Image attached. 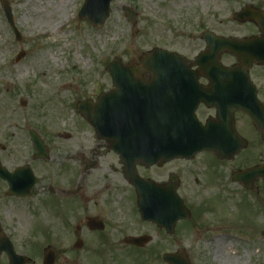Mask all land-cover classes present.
<instances>
[{
	"label": "rangeland",
	"instance_id": "1",
	"mask_svg": "<svg viewBox=\"0 0 264 264\" xmlns=\"http://www.w3.org/2000/svg\"><path fill=\"white\" fill-rule=\"evenodd\" d=\"M7 1L23 38L21 41L15 39L0 0V144L4 145L0 158L5 165L10 156L14 163H24L32 158L34 147L29 137L32 128L48 142L54 154L68 150L73 154L68 170L71 182L61 180L64 176L61 177L59 170H49L58 173L55 185H73L74 189L86 183L82 160L92 159L91 150L97 146L101 150L102 168L92 172L87 179L91 178L93 183L98 178L110 180L106 166L116 164L115 155L96 138L94 129L77 110L79 101L85 98L95 100L99 94L111 90V77L106 66L112 59L138 62L143 52L155 46H167L193 62L197 52L206 46L200 39V34L206 30L237 38L259 36L256 24L240 23L234 19V13L247 4L264 9V0H114L108 20L97 28L78 17L84 0H66L67 4L60 12L54 11L58 0ZM125 5L138 11L136 21L127 19L123 11ZM22 50L26 56L17 62L16 55ZM221 61L232 65L236 57L222 53ZM250 74L264 102V67L254 65ZM22 100L26 101L25 106L21 105ZM235 120L237 129L250 144L239 159L234 158L233 166L237 167L241 158L251 154L263 162L264 140L258 137L257 130L246 116L237 115ZM67 134L70 135L68 138ZM254 149H257L255 153ZM206 155L198 156L192 164L190 161L169 162L162 167L146 169L152 178L163 180H166V171L181 176L176 168L178 164L187 172L185 203L191 209L192 217L188 223L179 222L172 236L144 223L133 210L124 214L125 222H130L127 227L131 228L132 234L150 235V244L142 249L123 245L124 248L118 247L120 251L115 252L99 251L94 244L82 250H75L72 245L61 249L58 244L54 247L55 264H168L163 260V254L167 252H184L191 264H264V182L259 181L256 191L251 193L234 183L228 186L227 197H218L220 192L214 194L211 187L201 186L204 175L199 176V172L192 171L189 166L204 159L211 164L212 155ZM213 162L215 164L207 169L205 176L211 172L215 177L212 181L216 183L217 177H222L230 169L225 171L226 167L220 168L214 159ZM140 170L144 171L143 168ZM217 171L220 172L215 173ZM195 177L202 178L196 183ZM118 186L119 189L111 186L110 191L97 196L93 189L90 195L114 197L117 193L116 196L120 194L122 201L133 208L134 201L129 203V199H134L129 190L131 187H127L124 181ZM82 193L75 196L76 203L80 202ZM30 210L32 206L28 207ZM56 217L53 225L57 229L62 223ZM76 219L79 218H75L73 224L67 221L73 225V230L68 229L65 239L72 242L77 240L72 235L79 223ZM33 220L28 217L22 220L23 227L15 240L16 249L30 257L28 264H41L43 248L49 240H44L37 232V223L35 227ZM60 229L56 230L58 238ZM216 249L220 260L215 257ZM0 264H9L5 254L1 256Z\"/></svg>",
	"mask_w": 264,
	"mask_h": 264
},
{
	"label": "water",
	"instance_id": "2",
	"mask_svg": "<svg viewBox=\"0 0 264 264\" xmlns=\"http://www.w3.org/2000/svg\"><path fill=\"white\" fill-rule=\"evenodd\" d=\"M112 1L85 0L79 17L101 27L109 17ZM2 3L16 38L20 40L21 33L15 26L10 3L7 0ZM125 10L129 19L133 20L134 11L128 7ZM235 19L255 22L261 35L237 39L206 33L207 47L193 64L179 54L160 48L143 54L139 64H124L116 58L107 66L115 89L101 94L96 102L84 100L78 105L80 113L96 129L97 135L121 154L126 176L136 186L142 217L165 227L169 234L174 233L179 220L190 217L177 193L176 181L170 185L144 182L136 174L135 163L141 161L153 165L177 157L193 158L202 151L215 153L221 159H233L247 145L235 129L231 113L234 108L247 114L264 138V105L258 100L256 86L248 74L255 63L264 65V11L247 5L235 14ZM225 50L238 58V63L233 67H226L220 61V54ZM24 56L25 53L20 52L17 60ZM193 65L198 68L193 69ZM144 72L149 73L151 79H146ZM202 75L210 81L207 87L198 81ZM239 78L243 79V83L236 82ZM239 85L248 88L244 92H224L233 98L228 102L221 95L219 102L218 96L222 90ZM238 93L243 95L239 97ZM202 101L217 109L216 119H209L206 124L199 122L195 114ZM30 135L37 156L48 158L39 136L33 130ZM0 176L8 179L12 192L24 196L29 195L36 182L28 166L10 174L0 162ZM236 176L251 187L258 177L264 178V164ZM129 241L143 246L148 238H130ZM3 251L11 264L28 262L26 256L14 251L7 238L0 237V256ZM164 260L169 264H190L182 252L167 253ZM54 261V252L47 251L43 264H54Z\"/></svg>",
	"mask_w": 264,
	"mask_h": 264
},
{
	"label": "flooded vegetation",
	"instance_id": "3",
	"mask_svg": "<svg viewBox=\"0 0 264 264\" xmlns=\"http://www.w3.org/2000/svg\"><path fill=\"white\" fill-rule=\"evenodd\" d=\"M200 39L203 40L202 33L200 34ZM166 49L180 53V51L173 48H168L167 46ZM200 51L201 50H199L197 53H199ZM202 83L206 85L208 81L206 79H203ZM240 114L243 115L242 113L234 112V118L236 119V116ZM213 115H215V109L208 108L204 104H200L198 108V116L201 120H205L206 118ZM257 135L258 137L260 136V134ZM45 145L48 151V158L38 157L37 151L34 149V154L32 158H30L24 163H14V158L11 156L10 159H8L10 153H8L7 155L8 162L5 160L6 165L2 162V164L8 169L9 172L15 171L18 167L30 164L38 180L31 189L30 195L26 197L18 193L11 192V184L8 179L5 181L1 179L2 187H0V232L6 235L9 239L13 240L14 246L16 248L17 244L15 240L23 227L22 220L28 217L34 219L32 222L34 226L35 222L37 223V232L41 234L42 238L44 240H49V242H47V246L43 248L44 251L52 249L56 253L54 247L58 246V244L60 245L59 247L61 249L69 248L72 245V248L75 250H82L85 247L90 248L92 244L96 245L95 249L100 248L98 249L99 251H102L103 249L109 252H115L114 250L120 251L121 248H124L123 245H125V248L135 247L138 249H142L141 247L129 243L127 240L128 237L141 236L147 234H132L131 228L127 227V224H130V222H125L124 220V214L131 213L133 210H135L133 211V213H136L137 211V214H139V211L136 202V193L134 187L130 184V181L126 176L121 156L118 153L112 152L110 149L107 148L109 152L113 153L116 157L115 165H111L110 167L106 166L108 174L110 175V180H102V178H98V181L93 183L91 178L87 179V177L89 175L91 176L92 172H94L95 170L98 171L100 168H102V159L100 158L101 150L100 146H97L94 150L92 148V150L89 149L92 151V159H88L87 161L82 160L83 176L85 177L86 183H84V185H82L81 187L77 188L76 191L73 185L72 187H59L58 185H55L54 182L58 173H51V170L54 171L55 169H57L60 171L61 177L64 176L61 180L71 182L68 170L71 167L69 165V161L73 159V154H71L68 150L65 153L60 152L59 155H56L53 153V149L48 144V142L45 141ZM256 150L257 149H254V153L256 152ZM204 155H206V153ZM253 156L254 154H251L249 157L247 156L241 158V160L239 161V165L237 167H234L233 162L235 160H221L217 156L212 155L214 161H217L220 165V168L221 166L226 167L225 171L227 170V168L230 169V171L228 173L225 172L222 177H217L215 181L216 183H213L212 181V177L213 179H215V177L214 175L212 176L211 172H209L205 176L207 169L212 168L215 164L212 158L211 164L208 159H204L200 163L197 162L198 164L195 163L194 165L189 166H192V171H198L199 176L204 175V180L202 181L201 185L202 187H211V189L214 190V194L220 192L218 197L223 198L227 197L228 195V186L231 184L234 185V183H236L234 181V173L236 171L246 170L260 165L264 162L254 159ZM208 157L209 156L206 155V158ZM240 157L241 154L235 159H239ZM58 159H62V161L60 162L58 161ZM196 159L197 157L192 160L176 159L172 162L181 163L190 161V164H192L196 161ZM65 161L66 163H64ZM105 162L107 163V161ZM34 163H37L35 167ZM136 167L143 178L155 180L159 183H170L173 182L174 178H176L178 180L179 193L181 191L180 194L183 200L186 201L185 192L187 190L185 189V184L187 185L188 183L185 181H188V178L187 172L183 168V165L178 164L176 166V168L181 172V176L176 172L166 171V180L152 178L146 172V169L152 167H146L142 163H137ZM49 168L51 170H49ZM142 168L144 169V171L140 170ZM220 171H217L215 173H219ZM201 178L202 177H195L194 181L198 183ZM48 180H51L52 182ZM123 181L125 182V185L127 187H131L129 188V190L132 191L134 199H129V203L130 201H134L133 208H130V204L127 206V204L122 201V197L120 194L116 196L117 193L114 197H93L90 195L93 189L95 196L101 194L103 191H110L111 186L114 187V189L116 190V187L118 188V185L122 184ZM259 181L264 182V179L258 178L254 182L251 189L246 188L242 182L236 184L241 186L242 189H245L246 192L250 191L251 193V191H256V186ZM92 183L94 184V186H91ZM82 190L86 191V194L85 192L82 193ZM81 193L83 197L81 198L79 203H76L75 196ZM29 206H32V210L30 211H28ZM42 217H44V219H42ZM55 217L60 218L62 223V226L58 225L57 229L53 225V219ZM75 218H79L76 219V221H78L79 223L74 227V234L72 235H75V237H77V240L75 242H72L66 240L65 236L68 233V229L73 230V225L68 224L67 221L69 220L73 224ZM143 222L157 227L160 231L165 232L166 235V230L164 228H160L152 222ZM59 228H61V232L60 237L58 238L59 232L56 230H59ZM80 246L81 248L77 249V247Z\"/></svg>",
	"mask_w": 264,
	"mask_h": 264
},
{
	"label": "bare ground",
	"instance_id": "4",
	"mask_svg": "<svg viewBox=\"0 0 264 264\" xmlns=\"http://www.w3.org/2000/svg\"><path fill=\"white\" fill-rule=\"evenodd\" d=\"M67 4V1L66 0H58V2L57 3H55V5H57L56 6V8L54 9V11H57V12H60V11H62V8L65 6ZM215 257L217 258V259H221L220 257H219V255L217 254V249L215 250Z\"/></svg>",
	"mask_w": 264,
	"mask_h": 264
}]
</instances>
